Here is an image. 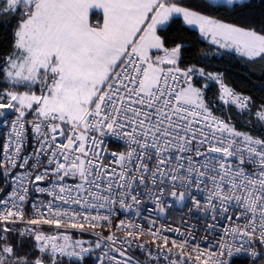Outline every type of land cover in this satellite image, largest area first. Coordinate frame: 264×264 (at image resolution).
I'll list each match as a JSON object with an SVG mask.
<instances>
[{"label":"snow or ice","instance_id":"1","mask_svg":"<svg viewBox=\"0 0 264 264\" xmlns=\"http://www.w3.org/2000/svg\"><path fill=\"white\" fill-rule=\"evenodd\" d=\"M93 10L102 20L92 22ZM0 13L19 14L0 62V117L7 128L0 192L11 187L0 198V264H65V258L67 264H142L125 246L145 236L150 239L137 247L149 261L234 264L241 254L254 264L264 259L254 247H264V135L238 131L215 116L192 81L197 72L221 82L219 75L181 69L183 45L166 48L159 34L182 15L212 44L252 61L264 59V19L257 29L173 0H0ZM221 86L231 103L248 107L250 97ZM5 110L16 113L10 127ZM256 118L264 126V106ZM29 128L35 146L25 154ZM105 136L127 146L108 154L109 163ZM143 195L160 213L166 195L190 199V212L203 204L212 221L205 231L213 239L204 237L208 243L202 246L192 229H145L124 220L111 231L114 206L131 209ZM217 217L227 223L220 225ZM17 224L25 227L18 233L21 242L13 244L8 234ZM105 224L107 236L96 231ZM218 226L223 231L214 234ZM71 230H91L96 241L73 240ZM96 250L100 254L93 258Z\"/></svg>","mask_w":264,"mask_h":264},{"label":"trees","instance_id":"2","mask_svg":"<svg viewBox=\"0 0 264 264\" xmlns=\"http://www.w3.org/2000/svg\"><path fill=\"white\" fill-rule=\"evenodd\" d=\"M173 2L195 10L205 11L219 19L253 24L257 29L262 26L261 21L264 19V0H244L234 2L232 5L224 4L223 7L218 6L221 3H212L209 0H173ZM96 15L101 19L102 14L93 10L90 16L92 21ZM18 18V13L15 18L0 13V62L11 48V34ZM159 34L164 38L166 48H173L177 44L183 45L178 58L180 68L194 66L197 69L203 68L205 73L212 74L219 71L228 87L250 97V109L247 111L239 110L234 105H224L217 83L207 77L198 76L192 82L202 89L204 100L213 112L220 114L223 120L233 125L238 131L247 132L253 136L264 135V126L256 118L257 110L264 106V59L257 58L249 61L234 50L219 48L204 39L196 28L187 25L180 16H175L167 30L161 31ZM158 52L161 51H154V53ZM4 86L0 85V89ZM17 90L26 89L21 87ZM15 114L13 111L7 116ZM4 134V130L0 129V145ZM2 187L4 184L0 179V188ZM8 237L9 242L13 244H19L22 239L17 233H10ZM23 242L26 245H31V240L28 237L24 236ZM18 251L24 252L27 251V248L18 249ZM65 264H67L66 258ZM234 264H254V262L238 258ZM255 264H264V259L255 260Z\"/></svg>","mask_w":264,"mask_h":264},{"label":"built area","instance_id":"3","mask_svg":"<svg viewBox=\"0 0 264 264\" xmlns=\"http://www.w3.org/2000/svg\"><path fill=\"white\" fill-rule=\"evenodd\" d=\"M189 67H194V66H189ZM189 67L181 68V69H187ZM194 68H196V67H194ZM165 69H167V68H165ZM213 75H219L223 86L226 87L227 89L232 90L233 92H235L238 95L242 94L244 96H247L246 94H244L240 91H237L235 89L228 87L225 84V82L223 81L221 72L216 71L213 73ZM198 76H199V73L197 72L194 75L193 80ZM213 81H215V80H213ZM215 82L217 83L219 91L221 93L222 103L224 105H234L235 107H237L235 104L231 103L230 98L222 92L221 82H217V81H215ZM249 109H250V106L248 105V107L246 109H243V111H247ZM239 110H241V109H239ZM213 114L215 116L223 119L220 114L215 113V112H213ZM15 116H16V114L6 117V119L9 121L8 127H10V122H11V120L15 119ZM28 119H32V117H28ZM0 129H3L5 132L3 139L1 141V145H0V149H2V144L6 138V133H7V128L3 125L2 122L0 123ZM28 131H29V141H28L27 147L25 149V154L31 153L33 150V147L35 146V142L31 140L30 128ZM103 140H104V147L107 150L105 153V155H106V159L104 161L105 163H109L112 159V157L108 154H110L112 152H116V153L124 152L127 149V146L124 144L123 141L118 140L114 137L105 136V137H103ZM2 158H3V152H2V150H0V159H2ZM69 183H74V181L70 180ZM10 191H11V187L9 186L5 192L0 194V198H2L3 196H6L7 193ZM141 191L146 193L147 190L141 189ZM169 191H170V189H169ZM178 191H179V189H178ZM36 195L37 194L33 193L32 194L33 198H35ZM43 199L46 201L47 199H49V197H47V195L45 194L43 196ZM139 199H140V204L139 205L133 204L131 209H121L118 203L114 206V210H113L112 215H111V221H112V225H113L111 231H116L115 225L117 223H119L120 220H124L126 223L132 222V223L141 225L145 229H147L150 224H152L154 226V228H177V227H179V228H181L182 231H187L188 229H192L193 235L196 237V241H194V242L198 241L201 243L202 246H206L208 241L213 239V235H210L209 233H207L205 231L207 224L212 222V221H211V216L205 213L203 204H201L199 212H197V211H191L190 212L189 210L192 208V204H191L190 199H187L184 202H178V201L174 200L171 196L166 195L164 198V205L166 207V211H165V213H160L158 210H155V204L153 203V201L150 198L147 197V195L140 196ZM99 211L101 214H108L107 209H100ZM28 212H31L30 208L28 209ZM137 213H139V214H137ZM93 214H95V210H93ZM26 218H31V217L28 216ZM217 219H218L220 225L227 223L226 219H223L220 217H217ZM24 227H25L24 224H17V225H15V231L11 232V233H17L18 234ZM52 230L53 229L49 228L48 226L44 227V231H46V232H50ZM96 231H102L103 235H105V236H107L109 234V228L106 224L103 227V229L98 228V229H96ZM221 231H223V229L218 226L215 229L214 234H218ZM2 234H3V231H2V228H0V235H2ZM70 234L72 235L73 240L90 241L92 244H94L96 241V236L92 233L91 230H88L85 232H80L78 230H71ZM116 234H117V236H123V232H116ZM164 234L168 235L169 237L180 238L179 234H177V233L165 232ZM206 236L208 237V241H206L204 239V237H206ZM25 237H28V236L25 235ZM149 239H150L149 237L145 236L142 238V240H140L136 243H132L130 246L126 245L125 247L127 248L128 255H130L131 257L134 258V262L140 261V262H142V264H168V261L163 259V258H161L159 260L152 259L151 261H149L147 251H142L141 249H139L137 247V243H143L145 241H148ZM147 247L149 249H151L153 256L158 255V253L156 251V246L154 244H148ZM169 247H170V245H169ZM254 247L258 251H264V247H261L258 243L256 245H254ZM99 254H100V250H96L93 253V258ZM238 258L239 259H246L248 261L253 260V258L250 255L244 256L241 254Z\"/></svg>","mask_w":264,"mask_h":264},{"label":"rangeland","instance_id":"4","mask_svg":"<svg viewBox=\"0 0 264 264\" xmlns=\"http://www.w3.org/2000/svg\"><path fill=\"white\" fill-rule=\"evenodd\" d=\"M211 1H218V0H211ZM219 1H223V0H219ZM241 1H244V0H234V2H241ZM96 11H97L98 13L102 14L99 10H96ZM90 16H91V13H90ZM97 19H99V17L96 15V16L94 17V21H92V22L95 23ZM101 20H102V17H101ZM189 26L194 27V28H196V29L199 31V28H198L197 26H195V25H189ZM199 32H200V31H199ZM203 38H204V39H207L208 41L211 42V38H210V37H204V36H203ZM170 49H171V48H170ZM162 54H163L162 51H161V52H158V53H154V50H153V55H154V56H157V55L162 56ZM164 66H165V65H164ZM199 76H200V75H199ZM194 86L200 88L199 86H197V85H195V84H194ZM37 90H38V89H37ZM18 91H25V90H18ZM4 102H5V103L7 102L6 98H5V101H4ZM5 111H6V117H7V115H8L10 112H13L12 110H5ZM3 120H4V118H3V117H0V123H1Z\"/></svg>","mask_w":264,"mask_h":264},{"label":"crops","instance_id":"5","mask_svg":"<svg viewBox=\"0 0 264 264\" xmlns=\"http://www.w3.org/2000/svg\"><path fill=\"white\" fill-rule=\"evenodd\" d=\"M210 2H212V3H222L223 1H211V0H209ZM178 16H180L182 19H183V17H182V15H178ZM184 21V20H183ZM188 25V24H187ZM200 33V32H199ZM200 35H201V33H200ZM202 36V35H201ZM203 37V36H202ZM207 40V39H206ZM210 42V41H209ZM218 46V45H217ZM154 51H156V50H154ZM163 55V54H162ZM165 68H167L168 67V65H165L164 66Z\"/></svg>","mask_w":264,"mask_h":264}]
</instances>
